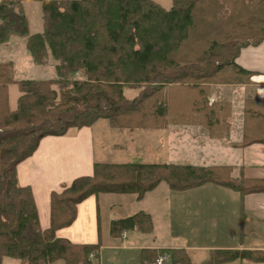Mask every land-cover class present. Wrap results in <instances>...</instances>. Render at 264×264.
I'll list each match as a JSON object with an SVG mask.
<instances>
[{"label": "trees", "instance_id": "trees-1", "mask_svg": "<svg viewBox=\"0 0 264 264\" xmlns=\"http://www.w3.org/2000/svg\"><path fill=\"white\" fill-rule=\"evenodd\" d=\"M39 1L42 30L29 34L20 0H0V42L24 36L33 61L44 63L49 52L56 71L54 79L14 80L11 62L0 61V264L3 257L18 264H89L99 244H74L55 230L71 224L77 203L90 195L134 193L140 200L160 183L174 192L206 183L242 194L264 192V179L234 178L231 166L94 163L91 175L51 193L50 226L41 229L32 193L18 184L15 169L42 137L62 136L101 118L127 129L194 125L209 138L227 136L231 103L209 98L219 84L251 83L253 72L235 59L243 47L264 38V0H209L205 15L212 32L195 48L188 47L199 30L191 16L193 0H172L168 9L153 0ZM78 73L83 79L70 78ZM12 84L20 93L14 109L8 103ZM134 87L136 95L127 98L125 88ZM252 143H264L261 98L245 99L242 140L232 145ZM133 227L148 233L150 216L137 212L114 220L110 233ZM163 253L175 262L179 251H155L151 262ZM237 259L261 262L264 251L211 250L200 264ZM180 263L192 264L184 254Z\"/></svg>", "mask_w": 264, "mask_h": 264}, {"label": "crops", "instance_id": "crops-1", "mask_svg": "<svg viewBox=\"0 0 264 264\" xmlns=\"http://www.w3.org/2000/svg\"><path fill=\"white\" fill-rule=\"evenodd\" d=\"M170 6L162 7L168 9ZM235 62L253 72L251 83L219 84L210 97V101L224 99L231 103L229 131L224 138H209L199 126L193 128L199 133L185 136L190 138H173V134L166 138L163 133L169 127H177L175 124L160 129H127L111 123L110 127L117 129L119 134L115 138H102L93 128L98 120L90 126L70 129L62 136L42 137L32 154L15 169L18 184L28 187L32 193L41 229L50 226L51 193L60 191L77 177L91 175L94 163L135 161L231 166L234 178L242 175L248 179H264V143L244 147L232 145L242 140L245 99H264V94L259 92L264 90L259 88V83L264 82V38L257 45L243 47ZM51 65L54 67L55 61L52 60ZM138 130L145 131V135L160 131L161 135L159 138H134ZM179 145L185 147L182 150L186 159L182 161L177 159ZM161 148L177 162L157 161L160 156L155 151ZM136 197L134 193L90 195L77 203L74 220L56 229L55 236L74 244H99L97 254L89 257V264H152L154 252L161 249L179 251L174 253L175 262L169 258L166 264H181L183 254L190 263L200 264L216 249L264 251V192L242 194L215 183L174 192L160 183L142 199ZM137 212L150 216L152 229L148 233L136 227L116 236L110 233L114 220ZM55 264L65 263L57 261ZM223 264H264V261L237 259Z\"/></svg>", "mask_w": 264, "mask_h": 264}, {"label": "rangeland", "instance_id": "rangeland-1", "mask_svg": "<svg viewBox=\"0 0 264 264\" xmlns=\"http://www.w3.org/2000/svg\"><path fill=\"white\" fill-rule=\"evenodd\" d=\"M158 2L161 6L167 7L172 3V0H154ZM22 9L27 19L28 32L29 34L39 33L42 30V6L39 0H20ZM194 8L192 11V17L195 18L196 23H198V29L195 32H192V37L188 42V47H193L196 44L200 43L203 35L207 36L212 32L211 26L208 24L207 16L205 15L209 11L210 1L209 0H193ZM195 35H198L195 37ZM199 37V38H198ZM208 37V36H207ZM206 38L203 37L202 41H206ZM193 38V39H192ZM210 39V38H208ZM195 48V47H193ZM185 52V51H184ZM54 59L51 57V54L48 52V55L44 63H36L33 61V58L26 46V38L20 35H11L5 42H0V61H10L13 70L14 80L28 79V80H49L55 78V70L52 67L51 62ZM70 78L83 79L81 73L74 74ZM261 85L259 88H264V82L259 83ZM138 87L134 88H125L124 93L127 98H131L136 95ZM18 88L15 84H12L8 87V103L10 109H14L16 106V99L19 96ZM211 97V96H210ZM211 100V98H209ZM171 125V124H169ZM167 125L166 127H168ZM177 127H169L163 133L166 138H170L173 134V138H190L185 137L187 135H192L199 133L197 130H193L196 126L187 127L185 125H176ZM94 132L98 131L99 136L102 138H115V135H118L119 132L117 129L110 127V122L108 119L101 118L93 126ZM189 129V130H188ZM113 130V131H112ZM189 131V132H188ZM133 135L134 138H159L161 135L160 131L151 132L150 135H145V131H135ZM129 135H125V138H128ZM120 138V137H119ZM138 145V142L137 144ZM130 146V145H129ZM131 147V146H130ZM185 148L179 145L180 153L177 155V159L182 161L186 159V154L182 150ZM160 156L157 161L159 162H177V160H172L170 158V153L165 149H159L155 151ZM113 154L112 152H110ZM109 154V153H108ZM148 155V154H147ZM146 158V156H144ZM148 160V159H147ZM149 164V163H146ZM164 164V163H158ZM125 207V206H124ZM170 258V257H169ZM2 264H18L16 259L10 257H3Z\"/></svg>", "mask_w": 264, "mask_h": 264}, {"label": "built area", "instance_id": "built-area-1", "mask_svg": "<svg viewBox=\"0 0 264 264\" xmlns=\"http://www.w3.org/2000/svg\"><path fill=\"white\" fill-rule=\"evenodd\" d=\"M169 261V255L166 253L159 254L155 257L152 264H166Z\"/></svg>", "mask_w": 264, "mask_h": 264}, {"label": "bare ground", "instance_id": "bare-ground-1", "mask_svg": "<svg viewBox=\"0 0 264 264\" xmlns=\"http://www.w3.org/2000/svg\"><path fill=\"white\" fill-rule=\"evenodd\" d=\"M261 94H264V90H262V91H259Z\"/></svg>", "mask_w": 264, "mask_h": 264}]
</instances>
